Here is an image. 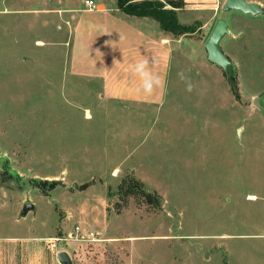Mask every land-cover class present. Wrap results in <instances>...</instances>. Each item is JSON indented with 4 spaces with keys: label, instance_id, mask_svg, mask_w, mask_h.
<instances>
[{
    "label": "rangeland",
    "instance_id": "rangeland-1",
    "mask_svg": "<svg viewBox=\"0 0 264 264\" xmlns=\"http://www.w3.org/2000/svg\"><path fill=\"white\" fill-rule=\"evenodd\" d=\"M224 2H184L194 31L164 32V96L142 103L73 71L65 9L85 0H6L21 11L0 12V236L57 255L46 238L98 232L59 243L73 264H264V14ZM219 19L235 85L207 57ZM26 202L36 211L22 217Z\"/></svg>",
    "mask_w": 264,
    "mask_h": 264
},
{
    "label": "crops",
    "instance_id": "crops-1",
    "mask_svg": "<svg viewBox=\"0 0 264 264\" xmlns=\"http://www.w3.org/2000/svg\"><path fill=\"white\" fill-rule=\"evenodd\" d=\"M11 1L13 4L21 2V0ZM29 1L42 3L44 0ZM58 1L62 4L74 2V0ZM96 1L99 4L96 10H88L79 5L65 9L66 21L72 28L73 71L101 79L104 94L108 98L142 103L159 102L165 92L171 44L170 38L165 34L166 31L162 30L154 19L126 15L117 8V0ZM249 1L264 6V0ZM184 2L188 9L206 11L217 10L221 0H184ZM4 3L6 0H0L1 13L21 11ZM143 59L151 61L152 71L161 80V86L151 95L137 91L140 82L132 72L133 65ZM43 237L45 236L40 238ZM35 239L36 237L31 236H0V264H61L57 255H45L40 248L38 250ZM20 255L21 260H19Z\"/></svg>",
    "mask_w": 264,
    "mask_h": 264
},
{
    "label": "water",
    "instance_id": "water-1",
    "mask_svg": "<svg viewBox=\"0 0 264 264\" xmlns=\"http://www.w3.org/2000/svg\"><path fill=\"white\" fill-rule=\"evenodd\" d=\"M222 10L224 12L238 10L251 15L264 14V6L258 2L249 0H225ZM229 33L230 28L228 21L219 19L206 42L205 48L208 60L223 68L228 74L231 83L235 85V81L233 80L234 63L222 47V40ZM238 132L240 134L241 129H239ZM31 210L36 211V206L32 202H26L21 211V216L25 217ZM57 257L61 264H73L70 254L65 250L58 252Z\"/></svg>",
    "mask_w": 264,
    "mask_h": 264
},
{
    "label": "trees",
    "instance_id": "trees-1",
    "mask_svg": "<svg viewBox=\"0 0 264 264\" xmlns=\"http://www.w3.org/2000/svg\"><path fill=\"white\" fill-rule=\"evenodd\" d=\"M117 8L129 16L148 17L158 22L160 28L179 37L193 32L190 25L179 20L178 10L184 6V0H117ZM149 201L154 198L144 194Z\"/></svg>",
    "mask_w": 264,
    "mask_h": 264
},
{
    "label": "clouds",
    "instance_id": "clouds-1",
    "mask_svg": "<svg viewBox=\"0 0 264 264\" xmlns=\"http://www.w3.org/2000/svg\"><path fill=\"white\" fill-rule=\"evenodd\" d=\"M150 64L151 61L149 59H143L134 64L132 68L133 75L137 77L140 82L137 91L145 95H151L161 86V80L159 76L152 71ZM177 75L186 83V90L191 92L194 86L190 82V78L185 76L183 72H179Z\"/></svg>",
    "mask_w": 264,
    "mask_h": 264
},
{
    "label": "built area",
    "instance_id": "built-area-1",
    "mask_svg": "<svg viewBox=\"0 0 264 264\" xmlns=\"http://www.w3.org/2000/svg\"><path fill=\"white\" fill-rule=\"evenodd\" d=\"M85 5L88 10H96L99 7V4L96 0H85ZM69 240H87V241H99L98 232L92 230H87L80 225H77L73 232L69 233L65 237H50L46 238V243L49 249L54 252H59V243L61 241Z\"/></svg>",
    "mask_w": 264,
    "mask_h": 264
}]
</instances>
